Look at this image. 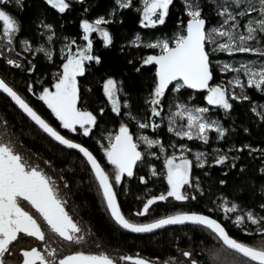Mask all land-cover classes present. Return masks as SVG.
<instances>
[{
    "label": "snow or ice",
    "instance_id": "snow-or-ice-1",
    "mask_svg": "<svg viewBox=\"0 0 264 264\" xmlns=\"http://www.w3.org/2000/svg\"><path fill=\"white\" fill-rule=\"evenodd\" d=\"M83 6L86 0H42L43 11L36 17L38 41L30 38L21 39L18 34L23 31V22L17 15L26 10L25 0H0V58H4L7 65L23 69L27 73L35 75L38 71V61L41 57L54 71L51 72V80L45 86L41 73L38 83L41 90L37 93L31 83L27 84V92L38 96L40 101L51 110L59 121V129L49 122L12 84L0 76V92L6 94L23 113L27 115L49 137L68 149L78 150L82 154L94 180L97 182L106 210L117 224L122 228L136 233L152 232L167 225H183L190 222L193 225L209 231L220 243L219 250L210 249L209 255L213 264H264V203L259 204V213L252 208L244 210L235 201L226 196L218 197L220 201L212 210L222 208L225 218L230 219L235 215L234 223L245 226L247 222L255 225V231L259 233V240L249 243L232 234L226 226L213 215L203 211L181 210L164 215L147 223L137 222L126 216L121 208L116 191V185L127 177L135 175L138 163H147L146 157H158L154 146L159 152L164 153L165 178L167 191L159 195H153L143 203L142 210L135 216H145L157 201H166L169 197L176 201H189L197 199L198 190L204 193L200 178H193V159L189 158L192 149L185 143L172 142L170 147L174 149L168 154L167 148L157 136H149L143 130L157 129L160 124L157 118L163 122V112L168 93L179 94L182 89H204L207 95L204 97L209 106L222 108L225 115H231L234 110V102H248L253 119L264 129V103H260L249 94L248 90H254L264 95V59L256 61L240 62L238 66L233 63H218L220 72L235 73L227 83L212 84L214 67L212 56L216 52L232 53H257L264 57V0H181L182 18L178 20V28L171 36L156 38L145 42L137 33L131 44L140 47L145 46L153 50L151 54L141 56L137 67L133 61H128L135 72L140 73L144 66L152 65L155 69L151 77L149 91L144 101L150 115L140 116L131 111L130 100L125 98L121 103V94L128 97L125 91L124 81L113 75H108L102 80L103 93L111 104V111L117 116L122 113V106L128 111L123 115L129 121H135L138 135L130 130L129 123L121 120L118 129L108 131L98 141L103 157L113 168L109 172L105 165L98 159L89 147L78 142L71 135L63 134V130L69 133H82L89 136L98 127L99 117L105 114V107H100L93 112L83 106V93L80 77L88 71L90 64L100 65L104 57L99 53L94 44V33L102 39L103 48H109L114 43V34L109 25L123 23L122 10L135 9L139 13V24L144 28L156 25H165L170 16V8L174 0H142L136 7V0H114L112 7L106 14L96 15L95 18L85 17L79 20V28L82 29L80 37L82 43L77 42L76 37H58L56 25L48 22L47 11L50 7L58 14H66L73 10V4ZM89 7L82 8L84 13L89 12ZM210 13L215 14L216 22L213 23ZM209 25H212L209 27ZM62 38L63 43L59 49L54 41ZM220 38H226L220 42ZM251 42V43H250ZM212 45V47H209ZM19 48V51H17ZM158 49V52L155 50ZM123 52L124 49L121 48ZM15 52L13 57L12 53ZM31 57V58H29ZM60 57L61 62L56 63ZM242 77H246V80ZM239 87L240 91L235 89ZM87 91H91L89 88ZM175 108V112H172ZM209 107L190 105L183 102L179 95L173 97L169 105L168 131L176 137H187L189 140L198 139L207 145L211 139L210 133L214 130L217 140H224L229 128L225 127L219 119H213L209 115ZM186 118V123H177ZM7 120L3 121V127L7 129ZM245 133L250 128L243 127ZM5 131L0 135V264H120V261H133L134 264H157L156 260L137 255H122L116 258L107 251L91 252L84 250L70 251L61 254L57 247H53L50 238L46 236V224L51 233L68 244H80L85 236L81 235L80 225L73 219L66 207V200L59 194L57 179L50 176L39 164L30 163L20 150L17 142L9 137ZM106 140V143H105ZM141 145L146 146L144 150ZM179 148V152L175 151ZM249 156L259 153L264 161V148L253 147L252 144L233 145L227 151L216 148L211 154L202 151L195 152V161L198 167L203 168L209 163V155L212 156L211 164L224 165L229 170L238 169L244 179L248 169L244 164H239L244 151ZM236 152L237 155H230ZM50 166L51 161H46ZM152 175H158L155 165H151ZM264 176V163L258 169ZM229 172H225L227 176ZM63 180V177H60ZM141 182L147 183L145 176L139 177ZM221 185L227 184V180L219 179ZM65 182V187H67ZM185 186H190L194 191L186 194ZM244 186H239L238 191H243ZM264 192V185H261ZM264 199V197H262ZM31 209L35 210V214ZM244 231L251 235L249 228ZM25 238H34L42 242V247H24L20 241ZM223 255V258L221 254ZM182 255L189 259L190 264H200L193 258L191 251H183ZM163 264H180L175 258L172 261H164Z\"/></svg>",
    "mask_w": 264,
    "mask_h": 264
},
{
    "label": "trees",
    "instance_id": "trees-1",
    "mask_svg": "<svg viewBox=\"0 0 264 264\" xmlns=\"http://www.w3.org/2000/svg\"><path fill=\"white\" fill-rule=\"evenodd\" d=\"M141 3L142 0H136V7H139ZM25 4L26 10L22 13H17L23 22V31L18 35L21 39L27 37L33 41H38L40 38L37 35L36 17L44 10L42 0H25ZM89 5H91L89 12L84 13L82 8H87ZM114 6V0H86L83 6L74 3L73 10L66 14H58L49 7L46 15L48 22L56 25L58 37H76L77 42L82 43L80 39L82 29L79 28V20L85 17L95 18L96 15L106 14ZM182 11L181 0H174V5L170 8V16L165 25L144 28L139 24V13L134 8L122 10L124 22L122 24L114 23L109 25L110 30L114 34V43L106 49L103 48L102 39L99 35L93 34L95 48L103 55L104 61L100 65L90 64L85 75L79 78L82 86L83 106L93 112H97L100 107H105V114L99 117L98 127L89 136H83L82 133H69L68 130H63V134L71 135L72 138L89 147L97 155L98 159H101V162L109 172H112L113 168L108 164L100 150L98 141L101 137H104L108 131L118 129L121 120L129 123L130 130L134 135H138L141 130L138 129L135 121H129L123 115L124 112L128 111L127 107L122 106L120 116L111 111V104L103 93L102 80L106 79L108 75L122 79L125 91L129 96L124 97L121 94V103H123V99L127 98L130 100L133 114L140 116L150 115V111L144 101L155 69L152 65H146L140 73H137L128 61H133V64L138 67L139 58L151 54L153 50L143 45L137 47L131 44L130 41L135 38L137 33L141 35L146 43L156 38L171 36L178 28V20L182 18ZM210 15L213 23H215V14L210 13ZM0 31H2V25H0ZM62 43V38L54 41L57 49L60 48ZM209 47H212V45H209ZM121 48L124 49L123 52ZM17 51H19V48H17ZM155 51L158 52V49ZM12 55L14 57L15 52ZM237 57H241L243 60H248L252 57L264 59L259 54L255 56L250 53L229 55L223 52H216L212 56L214 67L212 84L227 83L235 75L231 71L220 72L217 65L218 63L222 65L229 60L236 62ZM61 59L58 57L56 63L59 64ZM36 62L38 63V71L33 75L23 69L7 65L5 59L0 58V76L4 77L7 82L26 96L30 103L59 129V121L51 113V110L47 108L43 101L38 99V96H33L27 92V84L31 83L33 90L38 93L41 90V85L37 81L41 73H44L43 79L45 86H47L51 80V72L54 71L42 57ZM242 78L246 80L245 77ZM89 88H91V91H87ZM235 90L237 92L240 91L239 87H236ZM248 92L253 99L264 103V95L251 89ZM176 95H179L183 102L190 105L209 107L211 118L219 119L225 127L229 128L225 139L217 140L216 133L213 130L210 133L211 139L209 143L205 145L198 139L189 140L187 137H176L174 133L169 132L167 119L169 105ZM206 95L207 92L194 93L187 89H182L179 94L168 93L162 114L163 122H161L160 118H157V123L160 124V127L155 130L151 128L143 130L149 136H158L165 144L168 154H171L174 150L170 147L172 142L177 145L185 143L192 149V152L189 153V158L193 159V178H200L204 193L200 194L198 190H195L197 199L189 201H176L174 198L169 197L166 201L155 202L150 206V211L145 216H135L137 211L142 210L143 203L148 198L153 195H159L162 192L166 193L168 188L164 175V153L159 152L158 147L154 146L153 150L157 151L159 158L146 157L147 163H138L133 177L125 176L121 183L115 186L118 200L126 216L137 222L147 223L153 219L181 210L203 211L219 219L229 230L230 234L249 243H255L259 240V233L255 231L256 226L252 225L251 222H247L245 226H238L234 223L235 215L230 214L231 218L228 219L225 218L222 208H217L215 211L210 210L220 203L217 199L218 197L226 196L239 204L245 211L252 208L259 213V204L264 203V199H262L264 192L261 191V185H264V176L258 171L264 161L261 160L260 154L257 152L249 156L248 151L245 150L241 160L237 161L238 165L244 164L248 169L245 176L250 177V179L246 180L241 177L238 169L229 170L224 165L211 164V155H209L208 164H205L203 168L198 167L195 161V152L202 151L211 154L213 149L216 148L227 151L233 145L239 146L246 143L252 144L253 147L264 148V129L256 124L253 119H250L254 114L250 113L248 102H234V110L231 115H225V111L222 108L207 104L206 99H204ZM5 120L8 122L6 130L3 127V121ZM245 126L250 128V132L245 133L243 131ZM5 131L10 134L6 138H11L14 142H17L18 150L31 159L30 163L39 164L50 176L57 179L58 186L62 188L70 209L85 223L88 231L92 234L90 246L111 247L126 252L140 251L146 256L156 258L158 262L172 261L175 258L180 264H190L189 259L184 257L182 253L183 251H191L193 258L197 259L200 264H213L209 250H219L221 245L214 235L199 226L171 227L151 235H133L120 229L106 210L105 203L98 191L97 182L94 180L90 167L85 160L78 153L66 150L49 139L6 96L0 93V135H3ZM145 147L141 145L142 150ZM175 151L178 153L179 148L177 147ZM230 155H237V153L232 152ZM46 161H51V165L49 166ZM153 164L159 173L155 176L152 175L150 167ZM225 172H229V174L225 176ZM140 176H145L147 183L141 182ZM60 177L64 179L61 180ZM219 179L227 180V184H219ZM65 182L68 185L67 187H65ZM239 186H244V190L238 191ZM184 191L188 194L194 189L190 186H185ZM260 214L264 215V213ZM244 227L249 228L251 235L244 231ZM223 255L226 254L222 253V258Z\"/></svg>",
    "mask_w": 264,
    "mask_h": 264
},
{
    "label": "flooded vegetation",
    "instance_id": "flooded-vegetation-1",
    "mask_svg": "<svg viewBox=\"0 0 264 264\" xmlns=\"http://www.w3.org/2000/svg\"><path fill=\"white\" fill-rule=\"evenodd\" d=\"M25 157L29 160V162H31V159L29 157H27L26 155H25ZM59 194H60L61 198L65 199V194L63 193L62 188L60 186H59ZM66 207L69 211V214L72 215L73 219L80 225V227L82 229L81 235L85 236V240H84V242H82L80 244H71L70 245L67 242H64L60 238L56 237L55 234L51 233V231H50V229H48L47 225L42 223V227L45 228L46 236L50 238L52 246L57 247L58 251L61 254H68L70 251H74V250H84V251H91V252L107 251L110 255H112L116 258H119L122 255H137V254H139L140 256L148 258L150 260H156V258L146 256L145 254H143L140 251L126 252V251H122V250H118V249H113L111 247L90 246L89 244L91 241L92 234L88 231V228L85 225V223L76 214H74V212L70 209L69 203L67 202V200H66ZM31 210L35 214V210L34 209H31ZM20 244L24 247H32V246L42 247V242H39V241L35 240L34 238H25V239L20 241ZM120 264H134V262L133 261H128V262L120 261ZM157 264H163V262L157 261Z\"/></svg>",
    "mask_w": 264,
    "mask_h": 264
},
{
    "label": "water",
    "instance_id": "water-1",
    "mask_svg": "<svg viewBox=\"0 0 264 264\" xmlns=\"http://www.w3.org/2000/svg\"><path fill=\"white\" fill-rule=\"evenodd\" d=\"M210 83H212V81L210 82ZM185 89H187V90H191L192 92H194V93H203V92H207L206 90H204V89H190V88H185ZM1 94H3L4 96H6V94H4L3 92H0ZM7 97V96H6ZM9 100H10V98L9 97H7ZM11 101V100H10ZM11 103L26 117V118H28L27 117V115L25 114V113H23L22 112V110H20L19 108H18V106H16L15 104H14V102H12L11 101ZM30 121H31V119L30 118H28ZM34 125H35V123L33 122V121H31ZM38 129H39V127L37 126V125H35ZM42 133H44L41 129H39ZM49 139H51L52 141H54L53 140V138H51V137H49L46 133H44ZM55 143H57L59 146H61V147H63L64 149H66V150H71V151H74V152H76V153H78L82 158H83V156H82V154H80L79 152H78V150H73V149H68L66 146H63V145H60L59 144V142H57V141H54ZM84 159V158H83ZM85 160V159H84ZM89 166V165H88ZM90 167V166H89ZM109 213V212H108ZM109 215H110V213H109ZM111 217V216H110ZM111 219L113 220V222L120 228V229H122V230H124V231H126L127 233H129V234H133V235H151V234H154V233H156V232H158V231H160V230H163V229H167V228H171V227H179V226H185V225H193V224H191L190 222H186L185 224H183V225H180V224H176V225H167V226H164L163 228H161V229H156V230H153L152 232H146V233H136V232H132L131 230H127V229H124V228H122V226H120L119 224H117L116 222H115V220L111 217ZM194 226H197V225H194ZM200 227V226H199Z\"/></svg>",
    "mask_w": 264,
    "mask_h": 264
},
{
    "label": "rangeland",
    "instance_id": "rangeland-1",
    "mask_svg": "<svg viewBox=\"0 0 264 264\" xmlns=\"http://www.w3.org/2000/svg\"><path fill=\"white\" fill-rule=\"evenodd\" d=\"M209 27H211V26H209ZM224 39H226V38H220V42H223ZM223 53L229 54V53H227V52H223ZM233 54H241V53H232V54H229V55H233ZM250 54H254V56L257 55V53H250ZM261 60H262V59L257 58V57H252V58H249L248 60H243L241 57H237V58H236V62H235L234 60H229V61H226V62H228V63H233V64H235L236 66H238L240 62H245V61H256L257 63H259ZM224 63H225V62H224ZM245 78H246V77H245ZM173 112H175V108L173 109ZM185 121H186V118H184L183 121H181L179 118H177V120H176L177 123H185Z\"/></svg>",
    "mask_w": 264,
    "mask_h": 264
}]
</instances>
